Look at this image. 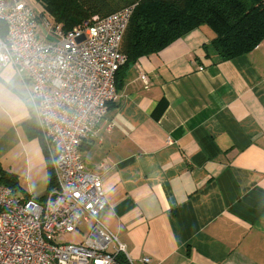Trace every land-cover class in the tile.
<instances>
[{"label": "crops", "instance_id": "obj_1", "mask_svg": "<svg viewBox=\"0 0 264 264\" xmlns=\"http://www.w3.org/2000/svg\"><path fill=\"white\" fill-rule=\"evenodd\" d=\"M213 36L201 25L126 67L107 119L81 144L103 182L101 220L132 264H264V40L222 60ZM3 83L29 94L16 125L30 126V168L49 182L33 83L11 64L0 69Z\"/></svg>", "mask_w": 264, "mask_h": 264}, {"label": "built area", "instance_id": "obj_2", "mask_svg": "<svg viewBox=\"0 0 264 264\" xmlns=\"http://www.w3.org/2000/svg\"><path fill=\"white\" fill-rule=\"evenodd\" d=\"M40 6L0 0L8 29L0 37V69L11 64L33 83L34 117L56 183L41 198L16 197L0 172V264H132L125 244L101 220L103 182L87 170L80 147L119 97L116 73L128 60L121 44L136 5L96 14L69 31ZM141 79L149 87L148 76ZM88 221L93 225L82 242L59 241Z\"/></svg>", "mask_w": 264, "mask_h": 264}, {"label": "trees", "instance_id": "obj_3", "mask_svg": "<svg viewBox=\"0 0 264 264\" xmlns=\"http://www.w3.org/2000/svg\"><path fill=\"white\" fill-rule=\"evenodd\" d=\"M36 1L58 24H62L64 31L90 21L96 14L106 16L136 5L121 44V51L128 60L116 73L117 90L126 67L143 56L159 52L201 25L213 30L211 42L222 60L245 55L264 40V0ZM7 32V25L0 20V37H5ZM49 178L48 190L56 183L51 165ZM2 179L12 187L14 178L2 175Z\"/></svg>", "mask_w": 264, "mask_h": 264}, {"label": "rangeland", "instance_id": "obj_4", "mask_svg": "<svg viewBox=\"0 0 264 264\" xmlns=\"http://www.w3.org/2000/svg\"><path fill=\"white\" fill-rule=\"evenodd\" d=\"M32 5L39 11L40 3L30 0ZM201 69V67H200ZM204 69V68H203ZM202 70V69H201ZM5 89L0 85V168L1 174L8 178H14L12 187L14 196L29 197L40 196L47 192L49 188L48 177L43 175L41 168L31 169L28 158L31 138L35 135L30 134L26 126L16 125V116L28 109V97H24L14 91L11 87L4 84ZM13 93V94H12ZM46 155V154H45ZM53 169V165L51 163ZM48 173L47 168L45 169ZM48 175V174H47ZM15 182V183H14ZM60 242L78 241L76 232H70L66 237L60 238Z\"/></svg>", "mask_w": 264, "mask_h": 264}]
</instances>
